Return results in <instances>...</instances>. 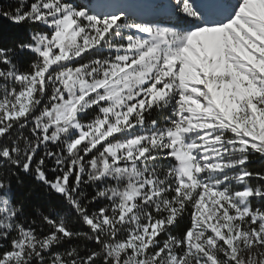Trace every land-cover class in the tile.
I'll list each match as a JSON object with an SVG mask.
<instances>
[{
    "label": "snow or ice",
    "instance_id": "1",
    "mask_svg": "<svg viewBox=\"0 0 264 264\" xmlns=\"http://www.w3.org/2000/svg\"><path fill=\"white\" fill-rule=\"evenodd\" d=\"M0 19V264H264V0Z\"/></svg>",
    "mask_w": 264,
    "mask_h": 264
},
{
    "label": "trees",
    "instance_id": "2",
    "mask_svg": "<svg viewBox=\"0 0 264 264\" xmlns=\"http://www.w3.org/2000/svg\"><path fill=\"white\" fill-rule=\"evenodd\" d=\"M16 0H0V7H15ZM27 30L25 27L11 25L7 20L0 19V45L9 46L13 42L26 39ZM254 170L264 169V161L257 160L251 166Z\"/></svg>",
    "mask_w": 264,
    "mask_h": 264
}]
</instances>
